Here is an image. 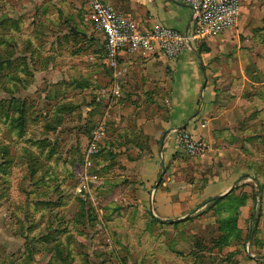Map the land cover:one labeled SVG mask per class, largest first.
I'll return each mask as SVG.
<instances>
[{
  "label": "rangeland",
  "instance_id": "1",
  "mask_svg": "<svg viewBox=\"0 0 264 264\" xmlns=\"http://www.w3.org/2000/svg\"><path fill=\"white\" fill-rule=\"evenodd\" d=\"M71 1L86 6V0ZM52 2L0 0V264H238L240 256H253L252 239L259 246L264 243V0L248 3L259 6L254 11L263 15L247 36L255 43L258 39L256 46H247L243 36L236 46L239 57L230 50L227 58L218 59V65L235 68V75L241 74L240 64L245 70L242 78H230V73L227 80L214 78L222 116L212 124L218 125L212 131L213 144L202 139L205 150L208 145L206 153L190 156L182 151L176 156L192 173L204 175L199 179L201 188L226 168L239 166L246 169L241 178L247 182L238 183L230 199L203 210L192 209L185 217L189 219L180 223L185 218L173 222L157 218L149 205L136 200L134 181L126 179L122 164L111 161L115 152L107 155V165L100 162L102 155L94 156L87 172L91 137L78 134L70 144L71 132L64 130L59 141L52 142L54 123L47 115L55 100L50 102L48 85L54 78L47 73L49 63L62 74L72 64L77 80L93 79L85 75L93 65V47L79 37L64 36L68 26H75L74 14L80 8L74 9L67 0L57 1L67 2L60 8ZM199 47L210 51L205 43H198ZM72 52L78 55L70 58ZM43 69L45 73H34ZM104 71L100 85L110 83L106 64ZM34 81L38 87H29ZM60 90L63 95L72 92L65 87ZM94 90L86 88L72 96L90 102L99 96ZM22 100L27 104L23 112L22 102H17ZM93 123L89 121L83 132L90 133ZM127 152L132 159L134 153ZM86 172L99 176L88 181L91 196L79 192ZM175 174L190 173L180 167ZM242 196L252 205L238 237L232 234L228 218Z\"/></svg>",
  "mask_w": 264,
  "mask_h": 264
},
{
  "label": "crops",
  "instance_id": "2",
  "mask_svg": "<svg viewBox=\"0 0 264 264\" xmlns=\"http://www.w3.org/2000/svg\"><path fill=\"white\" fill-rule=\"evenodd\" d=\"M52 1L50 5L56 3V8L63 7L67 2L71 3L74 9L80 8L74 14L75 26H68L64 36L74 39L79 37L88 46L93 47L90 55L93 65L85 74H89L93 79L77 80L78 76L74 75L76 72L72 64L64 67L63 74L60 69H53L52 63L47 67L50 70L47 73H51L54 78L49 80L48 85L51 89L50 102L55 100L47 118L62 120L57 125L56 132L51 134L54 136L52 142L59 141L64 130L71 132L70 144L74 142L72 137H77L78 134L84 139H89L91 136L83 132L85 125L95 117L97 125L105 122L108 133L106 132L102 143L107 150L115 152L112 163H120L125 167L126 179L134 181L136 200L144 206L149 205L155 217L165 220L185 218L195 208L203 210L210 200L218 199L215 198L217 196L223 197L238 183L247 182L241 178L247 173L246 169L239 166L226 168L222 175H216L214 180L201 188L199 179L204 175L192 173V168L184 165L176 156L179 152H186L178 144V137L182 132H190L196 139L208 140L209 145L213 144L212 131L218 125L213 127L212 124L222 116L220 105L215 99L217 91L214 78L218 76L219 80L228 79L229 73L230 78L234 76L242 78L241 74L245 70V66L240 64L241 74L235 75V68L218 65V59L227 58L226 54L230 50L234 51V56L239 57L236 46L241 45L243 36L246 37L243 42L247 46L253 44L256 46L258 39L255 43L254 38L247 36L253 30V22L263 17L260 15L261 11H254V7L258 9L259 6L255 4L250 6L249 0H241L242 13L237 26L218 37L203 41L210 51L199 53L198 43L189 44L175 58L161 54L142 55L122 51L119 63L125 72L118 80L106 64L105 35L97 29L90 17L87 4L83 7V4L71 0L59 3L58 0ZM105 2L141 28L163 25L182 33H189L192 29V9L176 0H105ZM83 10L86 12L83 13ZM87 23L91 25L92 31ZM75 29L76 31H73ZM58 40L59 36H56V45L59 44ZM77 55L74 52L68 54L70 58ZM105 64L110 71V83L100 85L99 80H102L106 72ZM36 71L34 73L40 74L44 69ZM106 76L109 78L108 74ZM30 86L38 87V82L34 81ZM105 86L107 90L102 89L100 92L99 88ZM63 87L72 92H65L63 95L60 90ZM80 88H95L94 91L99 93V96L95 95L96 99H91L90 102L82 99L77 101L76 96L73 97L72 94L82 93L83 89L81 91ZM117 88L121 90L120 96L114 94ZM96 106L102 107L103 111L97 113ZM204 124L208 125L207 129H203ZM145 138L148 139L149 146L145 144ZM207 150L206 144L205 151ZM125 152L134 153L133 158L130 159ZM107 163L108 161H103L104 165ZM180 167H187L190 174L176 176L175 173ZM251 205V201H246L239 207V229L250 215ZM262 234L264 235V231ZM252 245L253 256L258 258L240 256L238 264H263L260 257L264 256V243L259 246L253 239Z\"/></svg>",
  "mask_w": 264,
  "mask_h": 264
},
{
  "label": "built area",
  "instance_id": "3",
  "mask_svg": "<svg viewBox=\"0 0 264 264\" xmlns=\"http://www.w3.org/2000/svg\"><path fill=\"white\" fill-rule=\"evenodd\" d=\"M192 9V29L182 33L163 25L141 28L131 19L115 10L105 0H86L90 17L97 29L105 35V59L113 76L118 79L124 75L125 69L120 66L119 56L122 51L141 53L142 55L161 54L169 58L177 57L189 44L200 43L208 38L218 37L235 28L242 13L241 0H176ZM116 96L121 90L114 91ZM105 122L99 123L92 132L87 145L85 171L93 167V158L100 143L106 137ZM178 144L190 155H200L205 147L200 139L190 132H182ZM83 173L79 192L91 196L90 180H99L97 174Z\"/></svg>",
  "mask_w": 264,
  "mask_h": 264
},
{
  "label": "trees",
  "instance_id": "4",
  "mask_svg": "<svg viewBox=\"0 0 264 264\" xmlns=\"http://www.w3.org/2000/svg\"><path fill=\"white\" fill-rule=\"evenodd\" d=\"M200 43H202V44H204L205 42H200ZM203 46V45H202ZM198 51H199V53H202L203 51H208V50H201V48L199 47L198 48ZM35 53H33V55H34ZM30 82H28V84H29ZM18 103H20V102H22V103H20V106H21V111L23 112L24 110H27V104H26V102L25 101H17ZM96 109H97V113H99L100 111H99V108H98V106H96ZM61 110H64L63 108H61ZM58 113H59V111H58ZM20 119V118H19ZM22 119L23 118H21V121H22ZM53 123H54V128L52 129V130H55L56 131V129L58 128L57 127V125L59 124V123H61L62 122V120H56V119H52V118H49ZM91 121V120H90ZM21 124L22 123H20V124H18L17 126H21ZM96 125H97V123L95 122V119H94V123L92 124V126H93V128H92V130L94 129V127H96ZM92 130H91V132L90 133H88L89 134V136H91V133H92ZM54 131V132H55ZM107 133H108V131H107ZM50 134H54V133H52V132H50ZM109 153L112 155V152H110L109 150H107L106 149V147L104 146V144H102L100 147H99V149H98V152H97V156L95 155V157H99V156H101V158L99 157V160H100V162L103 164V161L105 160V161H108L107 160V155H109ZM104 156V157H103ZM103 157V158H102ZM243 179V178H242ZM234 192H235V188L234 189H232V190H230L228 193H226L223 197H220V198H218V199H212V200H210L209 202V204L206 206V208H208L209 206H211L212 204L213 205H215V204H217V203H219V202H222V201H225V200H227V199H230L232 196H233V194H234ZM247 199H248V197H246V196H242L241 198H239V202L237 203V208H236V210H235V213H234V215L233 216H230V218H228L229 219V221H230V223L232 224V228H233V231H232V234H236L237 233V235H238V237H239V234L241 233V229H239L238 228V219H239V207L241 206V205H243V204H245V202L247 201ZM254 200H256V197H254ZM201 206H203V205H201ZM200 206V207H201ZM189 218H185V219H182V220H180V221H178L179 223L180 222H185V221H187ZM226 224V223H225ZM253 228V227H252ZM253 240V239H252ZM227 244V243H226ZM260 259H263L264 260V256H261L260 257Z\"/></svg>",
  "mask_w": 264,
  "mask_h": 264
},
{
  "label": "water",
  "instance_id": "5",
  "mask_svg": "<svg viewBox=\"0 0 264 264\" xmlns=\"http://www.w3.org/2000/svg\"><path fill=\"white\" fill-rule=\"evenodd\" d=\"M221 196H217L215 198H220ZM176 220H180V219H176ZM171 222L175 221V219H170ZM252 223H253V219L251 220V223H250V229H249V233H248V243L250 244L251 243V235H252ZM253 257H256L258 258L257 256H253Z\"/></svg>",
  "mask_w": 264,
  "mask_h": 264
}]
</instances>
